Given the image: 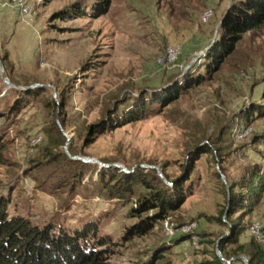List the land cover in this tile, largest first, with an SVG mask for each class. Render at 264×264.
Returning <instances> with one entry per match:
<instances>
[{
    "label": "rangeland",
    "instance_id": "obj_1",
    "mask_svg": "<svg viewBox=\"0 0 264 264\" xmlns=\"http://www.w3.org/2000/svg\"><path fill=\"white\" fill-rule=\"evenodd\" d=\"M7 1L0 0V18L10 19L13 10L3 6ZM94 1L52 0L43 5V0H33L31 26L14 20L10 28L2 23L6 18L0 20V55H8L6 68L2 63L0 70V138L6 146L0 195L9 200L8 212L68 232L95 226L107 264H143L164 249L157 264H195L212 254L223 261L217 243L233 230L225 217L223 223L217 219L226 206L222 185L228 180L213 156L201 155L195 161L189 156L197 143L214 142L228 179L239 180L252 164L264 172V142L255 141L264 135V118L248 124L243 120L251 104L264 105V25L241 37L219 71L158 114L88 137V127L105 122L107 112L128 93L162 94L177 83L184 84L196 70L203 73L200 66L222 34L221 21L231 2L111 0L108 12L97 19L55 17L75 3L89 11ZM207 10L212 17L203 24L200 18ZM170 51L175 57L173 53L169 57ZM20 87L43 92L24 99L16 91L27 89ZM17 99H24L22 109L11 113ZM123 108L119 107V113ZM53 122L64 138L58 151L87 165L74 191L55 185L61 175L52 163L40 167L32 163L42 160L45 128ZM238 128H250L251 133L236 138ZM35 136L41 141L29 153ZM87 159L102 166L83 162ZM138 168L158 177L159 170L169 186L170 180L189 174L187 196L177 211L156 222L146 234L129 237V227L155 212L134 217L130 214L134 199L109 200L99 196L92 184L102 169L133 175ZM239 214L232 219L245 228L238 244H248L253 239L249 226L258 222L264 228V197L250 215ZM193 222L196 227L191 236L196 237V245L190 235L171 234ZM235 250V245L226 247L229 255ZM241 256L245 255L238 256L245 264Z\"/></svg>",
    "mask_w": 264,
    "mask_h": 264
},
{
    "label": "trees",
    "instance_id": "obj_2",
    "mask_svg": "<svg viewBox=\"0 0 264 264\" xmlns=\"http://www.w3.org/2000/svg\"><path fill=\"white\" fill-rule=\"evenodd\" d=\"M51 1L43 0V5H48ZM110 3L111 0H95L89 7V11L80 3H75L56 14L55 17L63 21L84 17L97 19L108 12ZM263 25L264 0H231L221 21L222 34L207 51L204 62L200 66V69L203 68V73L196 70L195 76L189 74L184 84L177 83L170 91L162 94L150 95L146 90L137 94L128 93L114 105L112 111L107 112L108 118L105 122L88 127V137H95L108 128L115 129L158 114L161 108L177 99L183 92L202 84L219 71L241 37L248 31ZM0 59L6 68L7 53L0 55ZM41 92L43 90L16 91L17 96L23 95L24 99L39 95ZM23 101L17 99L10 112L18 113L22 109ZM121 106H124V110L119 113ZM256 118H264V105L251 104L244 110L243 120L247 124ZM45 135L47 144L43 149L42 160L32 161L35 163L33 165L40 167L44 162L52 163L61 175L55 185L68 187L74 191L76 186L81 185L87 165L81 161L71 160L63 152L58 151L64 144V138L55 122L50 128H45ZM255 141L264 142V135L257 136ZM5 150L6 146L0 138V165L6 163ZM70 152L74 156V153ZM206 154L213 156L215 162L220 164L221 173L228 180L227 185H222L226 206L217 221L223 223L225 217L226 223L231 226L233 232L230 236H222L217 243V249L224 258L223 261L216 254H212L209 260L195 264H241L239 255H245L249 264H264V246L254 238L248 244L239 245L238 239L245 228L238 221L232 220L237 213L250 215L261 203L264 197L262 168L258 164H252L239 180H230L221 166L220 150L215 147L214 142L197 143L192 148L189 158L195 161L199 156ZM190 163L189 161L187 164L189 174L191 173ZM189 174L170 180L169 186L153 171L144 173L138 168L133 175H127L116 169L110 171L102 169L92 185L99 196L109 200L125 202L134 199L135 207L130 209V214L134 217H141L150 211L155 212L152 216H146L128 228L127 236H142L152 229L156 222L164 220L169 213L181 207L187 196L185 183L188 181ZM165 178L168 179L167 176ZM8 207L9 200L0 195V264H107L106 251L101 248L103 243L97 235L95 226H86L82 231L68 232L52 224L38 225L23 216H12L8 212ZM262 232L264 234V228ZM228 245L236 246V250L230 255L226 252ZM165 250L156 252L148 262L143 264H157L158 260L164 257L162 252ZM232 258H234L233 261H231Z\"/></svg>",
    "mask_w": 264,
    "mask_h": 264
},
{
    "label": "built area",
    "instance_id": "obj_3",
    "mask_svg": "<svg viewBox=\"0 0 264 264\" xmlns=\"http://www.w3.org/2000/svg\"><path fill=\"white\" fill-rule=\"evenodd\" d=\"M3 6L8 7L9 9L16 12L18 21L21 24L31 26V15L33 12V0H8ZM211 17H212V12L210 10L205 11L200 18L201 23L203 24L207 23ZM172 53L174 54L173 57H175V53L172 51L169 52V57L172 55ZM250 133H251L250 128H238L236 129V131H234L236 138H239V139L248 137ZM40 141H41L40 136H35L34 138H32V140L30 141V145H29V153L34 152L35 148L39 145ZM195 227H196V224L193 222V223L181 226L180 228L176 230H171V234L181 233L182 235H190V240L192 241V244L196 245V237L191 236ZM262 227L263 226L258 222L252 223L248 228V233L257 242L261 243L264 246V235L262 232Z\"/></svg>",
    "mask_w": 264,
    "mask_h": 264
},
{
    "label": "water",
    "instance_id": "obj_4",
    "mask_svg": "<svg viewBox=\"0 0 264 264\" xmlns=\"http://www.w3.org/2000/svg\"><path fill=\"white\" fill-rule=\"evenodd\" d=\"M0 70L3 71V66H2V62H1V61H0ZM5 82H6V84H7L8 86L15 87L14 85L10 84L8 81H5ZM20 88H21V87H20ZM21 89H27V90H29V89H32V87L21 88ZM73 159H74V158H73ZM76 160H80V159H76ZM83 162H85V163L94 162V163L99 164L100 166H102L101 163L95 161L94 159H87V161H83ZM158 174H159V177L164 181V183L168 184V183L165 181V179H163V177H162V175H161V173H160L159 170H158ZM222 179L224 180V177H222ZM217 251H218V249H217ZM218 252H219V251H218ZM241 258L244 260L245 264H249V263H248V259H247L245 256H241Z\"/></svg>",
    "mask_w": 264,
    "mask_h": 264
},
{
    "label": "crops",
    "instance_id": "obj_5",
    "mask_svg": "<svg viewBox=\"0 0 264 264\" xmlns=\"http://www.w3.org/2000/svg\"><path fill=\"white\" fill-rule=\"evenodd\" d=\"M13 14H14V15H13ZM2 18H6V17H4V16L2 17V16H1L0 20H1ZM9 18H10V19H8V18H6L5 20L3 19L4 22H3V20H2V23H3L4 26L7 25L8 27L12 28V26H13V21H14V20H16V21H14L15 23L18 22V23H16V24H18V25L21 24V23L18 21V17H17L16 12L12 11V14L10 15ZM11 19H12V21H11ZM7 30L9 31V36H10V29L7 28ZM12 36H13V34H12Z\"/></svg>",
    "mask_w": 264,
    "mask_h": 264
}]
</instances>
